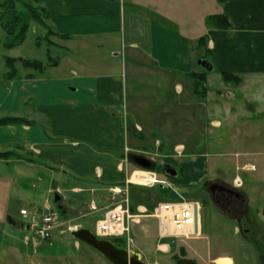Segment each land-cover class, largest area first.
Segmentation results:
<instances>
[{
  "label": "crops",
  "instance_id": "obj_1",
  "mask_svg": "<svg viewBox=\"0 0 264 264\" xmlns=\"http://www.w3.org/2000/svg\"><path fill=\"white\" fill-rule=\"evenodd\" d=\"M40 7L48 26L58 36L68 37L62 40L63 54L57 65L50 69H59L67 61L64 65L69 74L60 80L38 77L5 81L7 86L0 91V112L7 114L0 117L30 119L36 114L49 122L42 129L33 122L0 127V149L19 147L21 156L17 160L0 159V264H106L95 251L82 248L71 236L56 240L43 254L38 251L37 242H31L34 239L27 235L30 217L43 215L51 206L46 202L40 209L30 202L31 210L11 208V193L21 195L16 180L23 182L21 178L30 168L56 174L71 186L74 195L88 193L94 199L87 202L80 196L71 200L72 206L63 208L67 199L62 195L60 211L69 213L70 220L64 223L68 224L78 219L84 223L93 213L104 215L110 205L108 189L126 185L131 156H160L165 149L166 154L182 149L181 158L186 162L180 164L178 180L166 178L169 185L160 187L158 194L166 199L160 203L176 201L184 192L194 190L210 175L206 169L209 158L222 155L211 149L210 154H191L192 147L173 141L192 137L185 131L187 126L200 129V135L203 120L213 129L205 135L209 138L207 144L234 145L241 151L235 153L236 158L264 155V150L259 149L262 142L255 120V113L257 117L264 116V0H44ZM219 15L227 19L226 30L205 23L208 17ZM201 37L207 40L206 53L198 47ZM90 49L91 53H87ZM103 49L105 57L99 54ZM202 59L208 60L213 69L205 74L207 93L198 99L193 96L190 74H202L197 65ZM223 73L238 76L241 82L225 83ZM171 84L176 92L166 94L162 102L157 91H168ZM195 133L188 143L198 144ZM153 138L151 152L146 145ZM172 143L175 144L170 146ZM245 144L253 146L245 148ZM187 149L189 153L185 154ZM246 166L253 164L235 161L232 181L238 174L243 184L236 191L249 205L253 202L254 207H260L259 196L242 188L251 179L264 183V171L255 177V166L254 170L243 169ZM215 169L220 175L218 164ZM217 183L233 188L232 184ZM132 186L151 192L156 188L129 183L128 189ZM54 188L48 193L52 194ZM151 192L145 195L137 191V197L133 193L129 197L131 209L151 213L160 204L150 202ZM91 206L96 210L90 211ZM21 210L28 216L20 215ZM221 213L233 222V234L239 236V221ZM260 213L264 215V211ZM258 222L264 225V218ZM74 227L82 228L80 224ZM135 231L138 238L147 236L152 252L168 260L163 253L170 250L171 238L161 236L155 218H142L140 225L131 227L132 235ZM204 231L201 214L199 235L187 243L192 251L191 254L187 249V256L197 264H236L232 253L213 254ZM24 237L29 238L26 245ZM138 253L145 262L143 252Z\"/></svg>",
  "mask_w": 264,
  "mask_h": 264
},
{
  "label": "rangeland",
  "instance_id": "obj_2",
  "mask_svg": "<svg viewBox=\"0 0 264 264\" xmlns=\"http://www.w3.org/2000/svg\"><path fill=\"white\" fill-rule=\"evenodd\" d=\"M46 33H47L46 30L42 29L36 23L32 22L30 23V28H29V31L26 35V39L23 42V44L11 50H5L3 49L1 45L5 39L6 34L0 29V91H4V88L7 86L3 78L4 74L7 72V69H8L7 66L4 64V61L6 58H10V59L21 58V59H26V60H34V61H38L42 63L43 65H48L46 70L41 73L33 69L23 68L21 64L13 65V68L16 71L15 76H18L19 78L36 79L38 77H41L44 80L45 79L51 80V78H55V80H60V78H64L66 77V74H69L68 67L64 65L67 63V61H64L63 65H61L59 69H56V70L54 68L50 69V64L54 62V59H59L61 57L60 55L63 54V47L61 46L63 44H62V40L59 37L52 35L46 38L45 37ZM48 40L50 41V43L48 42ZM47 43L51 44V46H49L48 48H47ZM46 49H48L47 50L48 52L46 51ZM91 51L92 49L87 51V53H91ZM202 53H204V50ZM99 54L100 56L105 57L106 49H103V51H99ZM49 57L51 58V60L49 59L47 61ZM118 58H119L117 59L119 60L118 64L120 65L121 58L120 57ZM121 70H122L121 66H118L117 72L120 73ZM70 78H72V76H70ZM175 92L176 91L173 90V84L169 86L168 91H157L158 95L162 98V102L166 94H168L169 96H172L175 94ZM129 93L130 91H128V94H127L128 95L127 101H129ZM262 93L264 94V91H262ZM21 112H23L22 114L26 116L27 112L24 106H21ZM1 114H4V113L0 112V115ZM4 115H7V114H4ZM255 115H256L255 120L259 125L258 127L259 129H257V132L260 133L261 135L260 140L263 143L259 145L260 146L259 149L264 150V116L257 117L259 115L258 113H255ZM8 116L12 117V115H8ZM19 118H23V117H19ZM26 120L27 121L30 120V122H33L41 129L46 123H49L47 119H42L41 115H36V114H32L30 119L26 118ZM19 125L25 126L26 124H19ZM202 126L203 128H201L200 135L198 133L200 129H194V128L187 126L185 128V131L186 133H188V135L190 134L192 137L189 136V138L185 137V138H180V139L175 138V141L173 142L177 143L178 141L184 144L185 146H187V148L192 147V150L190 151L191 154H201L204 152H206L207 154H210V149H211V150H217V152H219V154L222 156L217 157L218 159L209 158L208 161L210 162V164L206 168L208 170V173H210L208 179H206L205 181H202L197 187L194 188V190H188L184 192L182 195H180L179 197H182V199L186 201H197L202 205L201 214H202L203 225L205 229L204 233L207 234V236L210 238V243H211L213 254L218 255L221 253H228V252L232 253L236 258V264H245L246 263L245 261H247L248 264H264V252L262 251L261 253H257L251 243V240H254L258 242V244L261 247L264 248V225L259 224L258 222V221L261 222L262 218H264V215L260 214L261 210L264 211V183L257 182L254 179H251V181H248L246 185L242 188V191H245V192L254 191L259 196V200L257 204L260 207H254L253 202L250 203L251 205H249V201L247 200L244 205V212H243L244 214L243 213L242 215L241 213L239 214L230 213L232 215L228 214L229 218H232V219L235 218L236 220L239 221L238 223L239 236L233 234L234 233L233 222L227 219L221 213L222 211L226 214V211L222 209L221 207H218L211 200L208 187L206 184L209 182H213V183L215 182L224 183L225 182L228 185H231L233 174H234L235 161L250 162L251 164H253V166H255V168L257 169V171L252 172V173L256 177L260 171H264V155L263 156L252 155V156H246V157L241 155L239 158H236L234 156L235 153L241 152V151H238L237 147L235 148L234 145H226V144L216 145L213 143L207 144V142L209 141V138L208 136H205V135L209 131H212L213 129L211 128L210 124L204 120L202 121ZM194 130H197L196 133ZM194 133L196 135L195 139H197V143H198L197 145L188 143L189 141H192L194 139L193 138ZM174 137H177V135H175ZM154 140L155 138L151 139V141L147 143L146 145L148 150H150L151 152L154 151L153 149ZM129 141L131 142V139ZM175 143H172L170 146L174 145ZM251 145L252 144H245L243 146L245 148H248ZM194 146H196V149ZM11 148L15 150V146H12ZM177 151L178 152L180 151V152L177 154L175 151H173L172 153L168 152L166 154V149H165L162 155L160 156L159 155L158 156L148 155L149 158L152 160L151 170L153 171L155 170L157 180H166L167 178L161 173V168L164 165L173 167L179 173L180 164L182 162L185 163L186 159L181 158L184 155L182 149L181 150L177 149ZM0 152H6V150L0 149ZM187 153H189L188 149L185 152V154ZM168 155L169 157H165ZM140 156L148 158V156L146 155H143V156L140 155ZM34 161L35 160L32 159L33 163H35L36 165L39 164V162L36 161L37 162L36 163ZM216 164H218V170L220 171V175H217L215 173V171L217 170L215 169ZM133 168L134 170L136 169L134 165L130 163V166L128 167L126 171L127 178L132 174ZM156 169H158L159 171H156ZM26 173L27 174L25 177L23 178L20 177L22 180H24L23 182L19 181L18 179L16 180V188L17 190L20 189L21 195L19 196V193L15 194V196H13L12 193L10 195L11 200H12L11 202L12 210L16 209L17 211L19 208H22V207L29 209L30 206H28L29 205L28 203L30 202L33 203V205L37 206V208L43 209L44 204L47 202L51 206L50 208L54 216L53 222L51 224V238L48 241H40L34 237V235L32 234V231L30 233L28 232L30 230L27 231L28 232L27 235L31 239H34V240H31V242L36 241L38 243V244L36 243L37 245L36 248L38 249L39 252L43 254L45 250H49V248L52 246V243L55 242L56 240L61 241L60 239H64V238L68 239L67 237H70L69 228L75 226V224H80L83 229H85L83 227L85 226L90 231H94V222L96 220H100L101 218H103V212L91 214L87 219L88 221L84 223H82L81 219H78L68 224L67 223L64 224L65 222H68L70 220V216H68L69 213L64 212V211H59L58 207H61L60 206L61 200L57 204L53 203V199H54L53 193H54V189H56L57 187L59 191L61 192V194L65 196V198L67 199V201L63 202V205H62L63 208L65 207L69 208L70 206H72L70 204V203H73L71 200L74 198L80 197V196L85 197L87 202L91 201L93 198L88 193L74 195L71 192V186L67 182L65 183L62 182L59 179L58 175L53 174V173H48L45 170H41L40 168H37V167H33V168H30V170H26ZM135 176L136 174H134V177ZM134 177L132 178L133 181H134ZM178 179H179V174L177 178H175L174 180H178ZM17 183L20 184V187L17 186ZM22 183H24V185H22ZM31 185H36L37 188L36 189L29 188ZM168 185L169 184L165 185V187H167ZM160 187L163 188V186L157 185L155 188L157 192L155 190L151 192L150 190H147L144 188H135L132 186L128 189L129 190L128 196L132 198V196H134L133 193H135L136 195L137 191H139L140 193H144L145 195L150 194L151 192L152 196H151L150 202L153 204H156V203L158 204L166 200L163 197L162 193L158 194V191H160ZM50 188H54L53 190H51L53 191L52 194L48 193V189ZM98 204L100 205L101 203H98ZM104 205L105 204H101V206H104ZM30 210H31V207H30ZM141 220L142 219H140V222L135 225H140ZM21 221L24 222L25 220L22 219ZM34 228H35L34 223H32V230H34ZM58 232H64L65 234L59 236ZM20 234L22 235V233ZM16 235L18 236L17 233ZM130 237H131V242L129 244L127 243L125 239L122 238V241H121L122 243H120V246L122 248L124 247L125 249H131L137 252H143V254L145 255V262H144L145 264H154L155 261L158 264H175V258L181 257V250H183L185 254L184 258L194 261L196 263V261L189 258L186 253L187 252L186 250L188 249L190 253L192 254V251L189 249L187 245V243L191 241V239L171 238L169 242L170 250L166 249V251L163 253V254H166L165 255L166 259L168 258V260H166L165 262L164 260H162L163 258L162 255L152 252L151 241L147 239V236L144 238H138L140 237V235H137V232L135 231L133 235L132 233L130 234ZM240 237L242 238L243 241L240 239ZM22 242L24 243V245L28 244L29 238L24 237L22 239ZM203 244H207L206 241H203ZM79 245L82 248L91 249V248H88V246H85L83 244H79ZM239 245L241 246V248H239ZM29 248H32V247H29ZM243 251L245 252L244 256L241 255L243 254L242 253ZM95 255H99V254L95 253ZM99 257L101 256L99 255ZM100 259L103 260L104 258L101 257ZM35 260L37 261L36 257H35ZM41 262L46 263L44 259H41ZM38 263H39V260H38ZM106 264H109V263L106 261Z\"/></svg>",
  "mask_w": 264,
  "mask_h": 264
},
{
  "label": "built area",
  "instance_id": "obj_3",
  "mask_svg": "<svg viewBox=\"0 0 264 264\" xmlns=\"http://www.w3.org/2000/svg\"><path fill=\"white\" fill-rule=\"evenodd\" d=\"M250 170L253 167L249 168ZM141 174L137 180H132L136 184L152 187L160 184L165 185V181H159L155 175L148 172H135ZM242 182L239 177L234 180V186L239 188ZM58 192V191H57ZM110 206L104 214L102 220L95 223L94 233L98 238H118L125 237L127 243L131 242L130 227L140 222L143 217H152L158 220L160 233L162 237L193 239L198 236L195 225L198 223L199 205L196 202L180 199L175 202L161 203L153 211L146 215V211L131 210L128 199L127 183L125 187H110ZM90 210H95L91 206ZM48 213L40 216L38 219L32 218L35 238L40 241H48L51 238V224L53 215L47 209ZM22 216H27L25 210H21ZM36 220V221H34Z\"/></svg>",
  "mask_w": 264,
  "mask_h": 264
},
{
  "label": "trees",
  "instance_id": "obj_4",
  "mask_svg": "<svg viewBox=\"0 0 264 264\" xmlns=\"http://www.w3.org/2000/svg\"><path fill=\"white\" fill-rule=\"evenodd\" d=\"M0 29L6 34L5 39L2 43V47L5 50H11L13 48L19 47L23 44L26 39V35L30 28V23L34 22L42 29L46 30V38L49 36L59 37L61 40H66L68 37L58 36L47 24V17L43 8H40V4L44 0H0ZM207 26H212L217 29L226 30L228 28L227 19L223 15L208 17L205 20ZM50 43V41L48 40ZM206 37H201L198 40V47L203 49L206 53ZM51 44L47 43V48ZM48 49H46L47 51ZM48 52V51H47ZM51 60L49 57L47 59ZM58 59H54V62L50 64V67L56 66ZM4 64L7 66V72L4 74L3 78L5 81H11L14 79H19L16 75V71L13 65L21 64L23 68L33 69L41 73L46 70L48 65H43L42 63L34 60L26 59H10L6 58ZM206 72L202 70V74L191 73L190 77L193 80V96L198 99H203L207 93L206 87ZM222 80L225 83H235L239 84L241 82L240 77L223 73L221 75ZM19 124L30 125L31 122L24 118H16L10 116H3L0 118V127L16 126ZM19 147H15V150H10L6 152H0V159L9 161L21 159L19 155ZM31 162V161H29ZM122 239L112 240L113 244L120 249H125L120 246ZM251 243L257 253L264 252V248L261 247L258 242L251 240ZM185 254L181 250V257L175 258V264H196L194 261L184 258Z\"/></svg>",
  "mask_w": 264,
  "mask_h": 264
},
{
  "label": "water",
  "instance_id": "obj_5",
  "mask_svg": "<svg viewBox=\"0 0 264 264\" xmlns=\"http://www.w3.org/2000/svg\"><path fill=\"white\" fill-rule=\"evenodd\" d=\"M197 65L208 73L213 69L212 65L205 60L197 61ZM133 163L142 169L150 168V161L143 157H134ZM162 173L172 179L177 178L178 176L177 171L169 166L163 167ZM227 191L233 193L230 190ZM59 201L60 198L54 196L53 203L57 204ZM58 209H61V207H58ZM69 233L75 241L93 249L109 264H144L143 258L138 252L117 248L111 241L96 238V236L88 229H74Z\"/></svg>",
  "mask_w": 264,
  "mask_h": 264
},
{
  "label": "flooded vegetation",
  "instance_id": "obj_6",
  "mask_svg": "<svg viewBox=\"0 0 264 264\" xmlns=\"http://www.w3.org/2000/svg\"><path fill=\"white\" fill-rule=\"evenodd\" d=\"M134 156L130 157L133 162ZM209 191L211 200L218 206L226 211L227 214L230 213L239 214L244 212L245 199L236 193L228 192L224 187L218 185L217 182L206 183ZM244 214V213H243ZM240 215V216H241Z\"/></svg>",
  "mask_w": 264,
  "mask_h": 264
},
{
  "label": "bare ground",
  "instance_id": "obj_7",
  "mask_svg": "<svg viewBox=\"0 0 264 264\" xmlns=\"http://www.w3.org/2000/svg\"><path fill=\"white\" fill-rule=\"evenodd\" d=\"M141 176V174H136V176L134 177V180H137V177Z\"/></svg>",
  "mask_w": 264,
  "mask_h": 264
}]
</instances>
